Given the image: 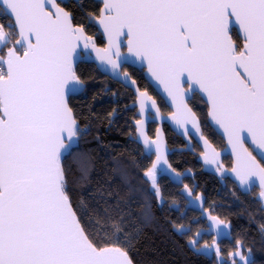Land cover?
Returning <instances> with one entry per match:
<instances>
[{"label":"snow or ice","instance_id":"snow-or-ice-1","mask_svg":"<svg viewBox=\"0 0 264 264\" xmlns=\"http://www.w3.org/2000/svg\"><path fill=\"white\" fill-rule=\"evenodd\" d=\"M0 15L11 29L0 24V51L12 43L0 55V264H133L129 252L117 246L120 221H112L117 243L101 246L73 210L66 189L61 157L80 132L67 92L82 86L72 64L81 42L115 69L124 58L120 38L126 35L128 53L147 62L176 105L172 119L197 131L199 121L185 97L198 86L207 96L209 116L232 145L237 180L250 190L258 178L264 198V166L241 136L247 132L256 150H264V0H102L97 18L107 37L102 49L57 0H0ZM234 25L242 45L231 34ZM137 91L141 111L150 101L158 113L148 92ZM153 143L157 157L145 177L162 199L158 166L167 161L159 143L144 137L148 151ZM204 144L205 161L215 164L219 153L207 140ZM209 219L224 235L219 227L224 222ZM216 253L219 257V247Z\"/></svg>","mask_w":264,"mask_h":264},{"label":"trees","instance_id":"trees-1","mask_svg":"<svg viewBox=\"0 0 264 264\" xmlns=\"http://www.w3.org/2000/svg\"><path fill=\"white\" fill-rule=\"evenodd\" d=\"M60 5L72 12L75 25L85 20L73 2ZM0 24H5L6 32L11 30L3 15ZM90 29L88 36L93 35L100 46L101 38ZM11 45L7 44L0 55ZM75 71L85 84L80 95L69 99L80 132L76 142L64 151L61 165L73 210L91 238L101 246L116 244L112 221L119 220L123 231L117 246L129 252L134 264H225L188 249L184 239L173 232L166 209L158 207L144 176L149 162L136 144L130 123L132 91L101 75L87 60H82ZM127 72L139 90L158 95L139 69L129 68ZM106 86L109 92L104 91ZM180 163L186 166L191 162L184 157ZM233 189L226 197L221 195L225 207L220 212L231 225L232 243L240 242L252 264H264V209L254 193L240 195L237 187Z\"/></svg>","mask_w":264,"mask_h":264},{"label":"flooded vegetation","instance_id":"flooded-vegetation-1","mask_svg":"<svg viewBox=\"0 0 264 264\" xmlns=\"http://www.w3.org/2000/svg\"><path fill=\"white\" fill-rule=\"evenodd\" d=\"M70 2H73V4L83 12L82 14L85 20L78 25L84 26L86 35L88 36L87 31H89L90 28H92L90 29V32H93L94 28V30H96L94 34H98L99 38H101V33L96 25L100 8L102 7L101 3L97 0L58 1V3L64 6H67ZM67 11L72 14L71 11ZM231 34L233 35L234 40L236 42L239 41L242 45V39L239 38L235 28H233ZM92 36L90 35V37ZM126 39L127 38H125V40ZM101 42L102 43L99 46L96 44L95 39V44L97 46L104 47L105 42L103 38H101ZM121 48V51L123 52L127 49L125 46H122ZM129 68L132 67L124 64L120 68L121 73L127 72V69ZM140 71L143 73V70ZM102 74L103 73H101V75ZM106 77L109 78L108 76ZM109 79L111 81L114 80L111 78ZM109 89L110 87L106 86L104 91L109 92ZM151 97L156 101V106L159 109L157 114L150 107H148L145 111H141L138 105L136 107L132 106L135 103V96L133 97V102L130 104L129 110L133 112V117H131L130 123H132L134 127L135 140L144 123V133L146 135H141V143L136 141V144L140 146L141 154L145 156L146 160L149 162V168L156 161L157 154L155 153V150L157 149V145L153 143L151 145V151H148L144 144V137L146 136L150 142L157 141L156 131L159 126L164 133L167 146L164 160H166L167 163H164V161L160 162V165L158 166L159 172L157 175V186L160 189L162 199L157 198L151 179L145 177L151 188L153 196L156 198L158 207L166 209V213L168 214V217H170L169 220L173 232H175L180 238L184 239L186 247L193 253L199 254L211 261L215 259L217 263L233 264V261H235L236 264H245V259L250 260L251 257H249L248 253L244 252L243 247L232 243L231 225L220 213L222 207H225L221 195L226 197L228 190L229 193L232 190L234 192L233 186L238 188L236 193H239L240 195V192L246 193L240 190L237 184L233 181V175L230 172L233 167L231 157L228 155L221 156L215 164L206 162L204 159V154L206 152L200 147L198 141L195 140L192 134L188 135L189 141H191L190 151L183 150L187 147L188 142L181 136H178L175 131L171 129L170 125L161 121L162 117L168 116L173 111L166 106L164 100H162L159 95ZM187 104L196 114L197 120L199 121L200 136L205 138L212 145L215 151H221L225 145V141L222 140V138L208 123L207 116L209 108L207 103L203 98L199 97L197 93H193L189 96ZM138 121L141 123L138 124ZM245 145L246 148L252 152L256 160L264 166L263 161L255 156L253 149H251L247 143H245ZM184 157L189 158L191 163H187L186 166L183 163H180L181 158ZM185 185H188V187L192 190L191 197L188 196L184 187ZM247 193H254L256 200L259 201L258 194L260 192L256 185H252L251 189ZM197 197H201L202 199H197ZM209 216H215L224 222L223 225L219 226L224 229V235H218V226L209 219ZM176 225H184L185 230L178 231ZM198 232L199 235H197ZM190 240H195L197 242L193 245L190 243ZM205 245L212 246L211 251H208L205 248ZM217 247L221 249L219 257L216 253ZM235 252H239L240 255H230V253ZM241 257H244L245 259H241Z\"/></svg>","mask_w":264,"mask_h":264},{"label":"water","instance_id":"water-1","mask_svg":"<svg viewBox=\"0 0 264 264\" xmlns=\"http://www.w3.org/2000/svg\"><path fill=\"white\" fill-rule=\"evenodd\" d=\"M58 1H65V0H57V3H58ZM97 1L100 2L101 6H102V0H97ZM96 25H97V27L99 29V32L101 33V38H103V40L105 42L104 47H99L97 45H96V47L102 49V48H105L107 46V37H106V34L103 31V28L98 23H96ZM233 28H235L236 32L238 33L239 38H241L242 42H243V38H242V35L240 33L238 25H234ZM124 31L126 32L127 30L125 29ZM17 38H18V36L16 37V39ZM125 38H127L126 35L122 36L120 38V40L122 42V46H125L127 48V39L128 38L126 40H125ZM93 40L95 41L94 38H93ZM6 50L7 49H5L4 53H6ZM121 52L124 54V58L119 62L120 66L115 68V69H113L112 66L110 64H107L106 61L105 62H101L100 59L97 56L96 51H94L92 48L84 49L83 48V43L81 42L80 47L77 50V53L74 54V59H73V62H72L73 69L75 70L76 66L82 60H87L90 63L92 62L96 66L97 70H99L101 73H103L104 75L108 76L112 80L114 79V80L120 82L123 86H125L129 90H132V92H133V94L135 96V103L132 106L136 107L138 105L140 107V109H141V105H140V101H139V98H138V91L137 90H139V89L137 87V84H136V82L134 80H132L130 78V75H129L128 72L121 73V69L120 68L125 64V65H128V66L132 67V68L143 70L144 79H146L148 81V83L150 84L152 89H154L155 92L161 97V99L164 100L166 106L169 107L173 111L168 116L162 117L161 121H163L166 124L170 125L171 129L173 131H175V133L178 136H181L185 141L188 142L187 147H185L183 150H189L190 151L191 141H189L188 135L192 134V136L195 138V140L198 141L200 147L203 148V150L206 152L207 149H206L205 144H204V141L206 139L200 136L199 130L197 131V129L194 128L191 123H188L185 126H180V125H178L176 123L175 120L172 119V114L177 111L176 105L173 103L172 98L165 91L164 86L162 84H160V82L157 81L154 77H152L151 73H149L148 68H147V62L146 61L142 62L141 60L136 58L134 55L129 54L128 53V48L126 49V51H124V52L121 51ZM113 59L115 60L116 57L114 56ZM125 74H127L126 78H125ZM183 80H184V77H182V85H183V88L187 91L188 84L183 83ZM133 81L135 83H133ZM84 88H85V84L82 82V86H78L74 90H69L67 92V97L70 99L71 96L80 95L81 92L84 90ZM139 91H141V90H139ZM193 93H197L199 95V97L203 98L204 101L207 103L208 108H209V104H208V101H207V96H206V94H204V93H202L201 91L198 90V86H195V90H193L191 92H188L187 96L185 97V103L186 104H187V101L189 100V96L192 95ZM150 105H151V102L148 101L146 109L148 107L151 108ZM187 106H188V104H187ZM151 109L153 111H155L156 114H157V111H156L155 108H151ZM207 119H208V123L210 124L211 128H213V130L216 131V133L222 138V140L225 141V145H224L223 149L221 151H215V152L219 153V158H221V156H224V155L230 156L232 161H233V167H234L235 164H236V156H235V154L233 152L232 145L229 144V142H228V138H227V135L224 132V129L221 128L215 121H213L211 119V117L209 116V111H208ZM186 130H187V134H186ZM141 131L143 132L144 135H146L144 133V123H143V126H142L141 130H140V133L137 134V138H136V141H138L140 143H141V140H142L141 139ZM156 132H157V142L160 145V154H162L163 157H165V154H166L165 150H166L167 146H166V142H165L164 133L162 132L160 126L158 127V130ZM241 136L247 138L244 141V147L246 148L245 143H247L250 146V148L253 149V151L255 152V156H257L264 163V156L261 155V152H264V150H256V146L252 143L251 137L248 135L247 132H242ZM75 142H76V138L73 139L71 145H73ZM65 143H68L67 137H65ZM208 144L211 145L209 142H208ZM211 147H212V145H211ZM212 149H214V148L212 147ZM155 153L157 154V149L155 150ZM257 162L259 163L258 160H257ZM233 167H232V169H233ZM232 169H231L230 172L233 175V181L237 184V186L239 187L240 190H242V191H244L246 193L249 192V186L248 185L241 186L239 181L237 180V178L235 176V173H233ZM253 180H254V183L252 185H256V187L259 188V192H261V188L259 186V179L258 178H253ZM252 185H251V187H252ZM251 187H250V189H251ZM258 199H259V201H260V203L262 205V208L264 209V198H261L259 196V194H258Z\"/></svg>","mask_w":264,"mask_h":264}]
</instances>
